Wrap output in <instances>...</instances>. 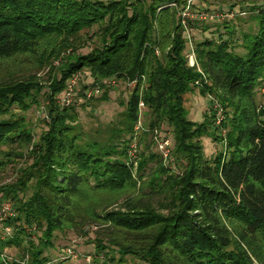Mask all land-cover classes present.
I'll list each match as a JSON object with an SVG mask.
<instances>
[{
  "label": "trees",
  "instance_id": "obj_1",
  "mask_svg": "<svg viewBox=\"0 0 264 264\" xmlns=\"http://www.w3.org/2000/svg\"><path fill=\"white\" fill-rule=\"evenodd\" d=\"M181 3L185 0H0V61L22 55L33 56L40 67L59 61L46 93L34 79L0 81V169L27 159L16 180L0 187V201L10 202L15 213L5 222L13 235H0V264H47L55 232L101 219L125 234V241L112 242L118 254L146 264H264V105L255 99V90L264 88V11L238 54L230 40L204 38L193 48L185 26L197 25H183L168 5ZM93 27L100 48L61 57ZM190 49L200 71L188 65ZM81 71L93 78L91 86L98 79L137 80L126 104V136L131 141L142 103L151 131L171 129L180 173L158 164L144 182L147 160L132 159L127 140L121 146L78 144L72 136L78 115L56 106L55 97ZM195 89L210 96V115L202 123L189 120L184 106ZM39 95L48 106L47 129L33 141L12 111L27 110ZM213 101L223 114L218 126ZM203 137L221 143L219 153L205 157ZM139 181L162 199L157 209L144 197L125 199L123 211L103 216L81 205L86 194L118 195ZM31 227L40 234L37 244L26 230ZM20 246L24 258H2L3 249ZM97 248L104 250L99 242Z\"/></svg>",
  "mask_w": 264,
  "mask_h": 264
},
{
  "label": "rangeland",
  "instance_id": "obj_2",
  "mask_svg": "<svg viewBox=\"0 0 264 264\" xmlns=\"http://www.w3.org/2000/svg\"><path fill=\"white\" fill-rule=\"evenodd\" d=\"M168 5L177 11L179 17L182 18V14L185 15V22L191 21L193 22L191 25H197L191 26V29L189 26H185V33L189 36L188 41L192 47L195 43L203 41L204 38L218 42L230 40L233 43V51L238 54H242L246 46L243 44V37L255 33L259 20L258 14L262 13L261 10L264 11V0H185V3L176 6L174 4ZM100 46L98 27H93L91 30L81 33L79 38L75 40L73 47L63 53L61 57L64 56L65 58L68 53L87 55ZM35 59L33 56L22 55L1 60L0 81L34 79L42 87V93H46L52 77L58 72L56 68L59 66V61L55 60L51 65L40 67ZM98 80H100L98 87L101 90L97 94H93L91 86L94 83L93 78L89 73L81 71L73 80H69L64 90L55 97L56 106L60 109L72 108L78 115L77 121L72 124V136L77 137L78 144L82 147L94 143H98L99 146H105L109 143L121 146L122 142L127 140L131 147L132 145L135 146V153H133L135 161L147 160L142 180L144 182L149 181L150 174L158 168V164L171 168L175 174L180 173L183 163L181 161L175 162L172 157L174 147L171 129L167 128L165 134H160L157 130L151 131L148 127L151 120L150 112L144 105L139 107V121L134 126L131 141L128 140L131 135L126 136V129L129 124L126 121V104L135 87L122 80L114 79V83L110 84H103L104 80H108V78ZM86 93L90 97L85 96ZM44 97L39 95L37 103L30 104L27 110L20 107L12 111L16 116L23 119L33 141H37L47 129L45 120L48 106L43 99ZM209 97V94L204 97L198 89L185 96L184 106L189 120L202 123L205 116L210 115ZM255 99L257 105H264V88L259 87L255 90ZM65 102H68V105ZM214 111L216 115L215 126H218V123L223 119V114L220 105L213 101ZM218 134L223 135L219 130L217 131ZM162 141H169L171 145L167 158L164 157L159 148ZM201 142L204 155L207 158L213 157L222 149L221 143L213 142L210 137H203ZM131 147L130 155L133 151ZM2 150L7 151L6 148H2ZM114 158L125 160L124 157L121 158L120 156ZM26 160L24 155L22 159L16 160L13 165L0 169V187L9 185L16 180L18 170L24 167ZM133 175L136 178L135 171ZM142 181L137 183L135 189H127L118 195L114 193H92L88 196L86 194L87 198L85 199L87 201L82 202L81 205L85 207V210L92 207L97 215L103 216L105 213L121 210L120 206L125 199L144 197V199H150L152 206L157 209L162 199L149 195L150 190L146 188V185L143 186ZM143 187H145L143 190L145 196L140 193ZM30 195L31 190H28L24 196H21L22 200H27ZM160 212L166 213L163 210ZM5 222L0 227V235L1 237H10L14 232L13 227H8ZM7 229L9 232L6 231ZM26 230L31 235L33 243L37 244L39 232L32 227ZM125 239L124 232L111 227L102 219L95 222L80 220L77 227H67L63 231L54 233L52 247L46 250L45 257L49 260L47 264H146L133 255L122 256L118 254V249L112 242L114 240L125 241ZM98 242L104 250L97 248ZM23 247L5 248L2 253L10 260H21L25 257Z\"/></svg>",
  "mask_w": 264,
  "mask_h": 264
},
{
  "label": "built area",
  "instance_id": "obj_3",
  "mask_svg": "<svg viewBox=\"0 0 264 264\" xmlns=\"http://www.w3.org/2000/svg\"><path fill=\"white\" fill-rule=\"evenodd\" d=\"M181 14H182V12H181ZM180 14V15H181ZM228 17V16H227ZM180 18H181V16H180ZM181 23L183 24V25H185V15H183L182 14V18H181ZM187 58H188V65L190 66V67H197V69H198V71H200V69H199V67H198V65H197V63H196V61H195V55H194V53H193V50L192 49H190V52H188V54H187ZM77 76V74H75V75H73L69 80L71 81V80H73L75 77ZM68 80V81H69ZM114 79H108V80H104V83L103 84H110V83H114ZM126 82H128L130 85H132L133 87H135L136 86V84H137V80L135 79V80H131V81H126ZM99 85H95V86H92V90H93V94H97L101 89L98 87ZM70 87V86H69ZM88 95V93H86V95L85 96H87ZM89 97H90V95H88ZM210 99V98H209ZM67 105H68V102H65ZM140 106H143V104L142 103H140L139 104V107ZM138 121H139V119H138ZM138 121H137V123H138ZM137 125V124H136ZM136 131V130H135ZM223 133V132H222ZM170 143H169V141H162L161 143H160V145H159V148H160V150H161V152L163 153V155H164V157L165 158H167L168 157V154H169V149H170ZM131 147V146H130ZM131 148H133V151H132V155H130V152H129V155H130V157H132V159H134L135 158V155H133V153H135V146L134 145H132V147ZM13 213H14V211H13V208H12V205H11V203L10 202H7V201H2V202H0V227H2L3 225H4V222L7 220V219H9V218H11V217H13ZM6 231H8L9 232V229H7ZM68 252H70V251H68ZM2 258L5 260H10V258L9 257H7L6 255H4V254H2Z\"/></svg>",
  "mask_w": 264,
  "mask_h": 264
}]
</instances>
